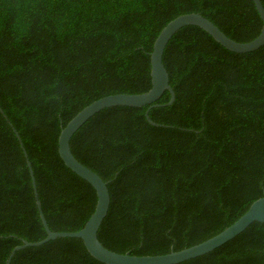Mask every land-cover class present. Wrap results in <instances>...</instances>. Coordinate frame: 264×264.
Masks as SVG:
<instances>
[{
	"label": "trees",
	"instance_id": "16d2710c",
	"mask_svg": "<svg viewBox=\"0 0 264 264\" xmlns=\"http://www.w3.org/2000/svg\"><path fill=\"white\" fill-rule=\"evenodd\" d=\"M192 12L240 42L263 26L253 0H0V264L24 240L48 235L25 150L50 229H82L97 192L62 160V128L101 97L148 91L156 38ZM163 61L176 98L168 104L166 91L150 109L155 124L149 105L112 106L71 140L108 183L98 236L120 253L194 246L264 196V46L234 52L189 25ZM11 264L105 263L81 238L61 237L17 251ZM177 264H264V223Z\"/></svg>",
	"mask_w": 264,
	"mask_h": 264
},
{
	"label": "water",
	"instance_id": "95a60500",
	"mask_svg": "<svg viewBox=\"0 0 264 264\" xmlns=\"http://www.w3.org/2000/svg\"><path fill=\"white\" fill-rule=\"evenodd\" d=\"M253 1L263 21L261 32L255 39L248 42L234 40L223 30H221L212 20L205 17L201 13L192 12L181 14L175 19L171 20L161 30L154 42L153 51L151 52L152 86L148 91L143 93H116L101 97L100 99H97L84 107L62 128L59 137V154L62 160L72 171L91 183L97 192V203L95 210L82 229L77 231H53L50 229L42 209L41 201L39 199L32 164L28 158L24 144L21 141L27 157L28 166L31 170L40 216L48 235L46 238L37 242L24 240L23 244L17 245L12 250L7 260V264H11L13 256L21 249L30 246H40L50 240H55L61 237L81 238L89 253L97 260L105 264H177L215 250L216 248L224 245L225 243L240 235L254 222L264 223L263 196L255 200L249 209L239 219H237L232 225L225 228L222 232L199 244L185 248L183 250L172 251L167 254L159 255H135L129 252L120 253L111 250L100 241L98 236L99 230L109 212L111 204L108 183L104 181L98 173L79 161L73 154L71 148V140L74 134L93 115L108 107L118 105L141 107L149 105L146 115L148 120L155 124L149 116L150 109L159 105L156 102L166 91H169L171 94V99L168 104H172L176 98L175 91L170 84V76L168 70L165 67L163 57L168 43L183 27L189 25L199 26L207 31L218 43L234 52H250L264 46V5L262 0ZM17 135L21 140L18 132Z\"/></svg>",
	"mask_w": 264,
	"mask_h": 264
}]
</instances>
